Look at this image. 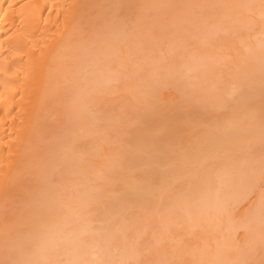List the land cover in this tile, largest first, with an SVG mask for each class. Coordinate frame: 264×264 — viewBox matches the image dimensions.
Wrapping results in <instances>:
<instances>
[{"label": "bare ground", "instance_id": "1", "mask_svg": "<svg viewBox=\"0 0 264 264\" xmlns=\"http://www.w3.org/2000/svg\"><path fill=\"white\" fill-rule=\"evenodd\" d=\"M107 1L0 0V264L4 262H10V264H141L142 261H152L153 264H183V259L187 262L190 256L188 264H261L264 261V194L259 186V170L264 159V153L261 154L264 148L260 147V150L257 147L264 141V0H215L216 3L218 2V6L215 3L218 9L211 5L210 7L213 12L217 10L218 15L214 16L213 12L210 15L217 19L218 23H215L220 24L218 28L213 26L215 23H212V20L206 23L209 27L203 26L202 21H205L207 16L211 18L206 15L210 7L207 3L206 10L209 11L204 16L205 12L202 13V10H205L204 6L197 5L195 2L190 4L194 6L189 5L188 8L192 11L196 5L201 7V10H198L203 14L204 20L202 14L198 12H194L196 16L194 14L191 16L196 18L199 14L200 17L198 16V20L195 19L194 22L198 21L197 23L200 24L199 18H202L203 25L196 27L198 30L192 29L195 26L188 28L190 23L191 25L194 23L193 20L189 21L190 14H187L186 18L190 23L185 20V17H176L177 22L172 21L176 23L172 25V30L174 26L178 29L183 28V25L188 22L184 25L186 31L188 28L193 30L189 32L196 30L197 32L187 33L188 36L180 32L185 30L180 28L178 35L174 34L176 38L172 39L174 36L167 37L168 34L173 35L172 30L169 33L167 32L169 29H166L171 25L165 27L160 22L165 27V33H168L161 34V41L156 38L160 37L158 34L161 31L164 32L159 31V27L153 29L149 26L152 30L158 29V34L153 31L155 36L158 35L155 38L153 34L151 37L148 31L146 36V29L144 31L141 28V34L144 32L145 35L143 34L144 37H142L143 35L139 34L137 38H145V36L149 40L154 38L153 41H147L151 43L148 44L149 46L146 45L147 43L141 45L140 42L144 39H140V42H136L139 41L137 38H135L136 41L133 39L140 27L135 30V34L125 27L128 32L125 33L126 37H133V35L134 37L128 38V41L125 37L124 40L121 29L119 33L123 37L117 35L116 38L120 36L122 44L125 41V48H128V51L124 50L122 44L120 46L117 39L113 40L114 42L110 39V42L104 41V37L108 38L110 33V29H107L108 33H105L109 20L106 19V12L103 10ZM115 1L113 3H116ZM141 1L139 0L140 3ZM143 1L147 8L144 5L136 8L139 9L140 16L143 14L141 18L148 15L145 13L152 12L160 0H150V2L148 0L149 4ZM152 1L154 4L157 3L154 5ZM161 2L158 4L161 7H158L160 10L169 6L167 0H161ZM163 3H165L164 7ZM129 5L132 7L133 3ZM174 5L178 6V4ZM151 6L152 11L147 10L152 8ZM141 7L148 12L142 13L144 9L142 10ZM117 8L118 4H115L111 10H117ZM158 8L155 9L158 11ZM133 12L136 11L133 10ZM157 14L159 16L162 13ZM111 15L114 18L117 14L111 13ZM162 15H160L162 19L168 17L165 13L164 18ZM121 17L118 16L119 21ZM138 17V15L136 18L134 16V19ZM150 18L153 20V16ZM182 18L186 21L183 25ZM134 19L133 24H136ZM178 20L181 22L180 27L177 25ZM112 22L114 20H111L109 24ZM115 23L116 21L111 24L112 27ZM114 31L113 36H115ZM119 33L117 30L116 34ZM107 34L108 36H105ZM192 35L199 39L196 40L194 36L191 37ZM177 38L186 39L190 46H185L188 50L183 44L185 40L183 39L182 43L176 40ZM156 39L157 42H154ZM153 42L158 43L157 48L154 47ZM176 42L178 43L174 46L181 44L183 50L180 47L179 50L175 49L173 43ZM203 42H209V45ZM138 43L144 46L143 49ZM150 45L156 49L152 50ZM149 47L152 52L149 49L148 53H144L143 50ZM194 75L198 77L197 81ZM183 79L185 84L189 80L192 82H187L185 86L182 83ZM184 89L187 93L190 92L188 94L190 99L187 101L183 100L188 98L187 95L184 97L186 94ZM232 102L235 103L232 104ZM183 105L188 111L183 108ZM216 105L227 111L224 114L222 113L224 110H220L219 118L212 111ZM232 105L235 107L231 109ZM195 107L196 112L193 111ZM217 107L214 109L215 113L220 109ZM178 108L185 110L179 109V112H182L181 116L187 118L183 120L184 125L190 123L187 122L190 118L192 124L195 122L196 126L193 125L197 127V131L204 125L200 123H205V127L207 125H212L211 128L216 127V133H214L215 129H212V134L216 136L215 142L208 138L211 147H208L210 144L207 145V149L212 148L213 151L207 153L206 150L207 156L203 153L206 149L204 146L203 149H205L201 152L203 157L196 155L197 152H194L197 157H190L193 150H198L199 145L209 143L205 137L202 139L200 131H196L193 143L191 142L192 146L186 148L187 153L181 150L183 153H179L180 156L175 151L180 156L178 157L181 162L174 164L172 159V161L169 160L171 164L170 162L166 164L178 168L177 173L175 169L174 174L169 173L172 174L170 175L172 178L166 171L169 178L166 173H163L166 179L162 174L159 176L161 180L156 175L154 181H152L153 178H148V183L146 178L149 175L147 177L144 175L143 185L146 186H142L141 183H139L141 187L133 185L131 182L134 179L131 176L127 177L125 172L121 175V160L124 161L122 158L126 157L125 160L127 162L129 160L130 165V162H133L130 159L131 156L136 162L143 154H138L142 151L139 148L142 144L151 151L156 143H161L169 128L164 120H174ZM197 108L202 109L204 113L201 110L198 112ZM188 112L189 118L185 117ZM195 113L198 114L195 115ZM191 115L198 118H193L194 116ZM202 115L207 116L204 118ZM214 117H216L215 120L218 119L217 124ZM157 118L159 123L163 124L161 132L153 135L158 133L154 125ZM177 119L181 121L180 118ZM73 121L76 123L72 124ZM146 122L149 124L147 127L153 128L143 129V131L147 130V136L151 133L148 136L149 139L146 133L145 139L144 132L140 129L141 133L136 128L141 124V128L145 127ZM166 124L168 125L169 122ZM193 125L192 127L189 124L185 125V128L190 126L193 129ZM130 127H132L131 131H135L137 139L132 132L130 135ZM207 127L206 129H209ZM67 128H70L71 134L63 135L68 138L71 136L68 140L61 134L62 130ZM154 130L156 133L153 132ZM80 131L83 133L80 134ZM57 132L60 133L61 138L58 136L60 139L55 142L52 139L55 138L54 134L57 136ZM202 132L205 134V131H201L203 135ZM232 132H235L236 137L240 135L235 144H231V138L234 137ZM47 134H51L50 137ZM118 134H129L132 141L136 139L137 142L133 141L135 147L139 141V147H137L140 151L136 152L138 155L136 153L133 155L134 152L129 148L131 141L129 142L126 138L130 136L124 138L129 143H124V139L122 140ZM116 135L120 140L115 139L111 142ZM191 135L193 137V134ZM73 136L74 139H72ZM152 136H158V140ZM85 137L89 139L85 141L89 142L91 139L89 144L91 142L92 144L89 148H84L85 152L83 150L78 152L79 149L74 147V141H78L77 138H79L82 139V143ZM188 140L187 142H190ZM67 141L73 143L68 144ZM163 141L167 140L164 138ZM201 141L202 144H200ZM176 142L179 141L176 140ZM61 144L73 145L61 146ZM121 145L124 150L130 149V152L124 151ZM180 145L182 148V144ZM255 145L257 147H254ZM126 146L129 149H126ZM165 149L164 152H166ZM254 149H258L259 156ZM123 152L127 153H125L126 156L121 155ZM121 156L124 157L121 158ZM157 157L156 159H160V156ZM60 159L62 160L59 163ZM218 162L222 166L218 167ZM60 165L66 169V180L60 179L63 183L59 182V186L53 185L52 181L59 179L56 171L61 169ZM232 165L240 169L238 172L236 168L237 175L240 173V176H237L238 180L235 172L237 179L235 182V177L232 179L231 176H233L232 171L236 169L233 167V170ZM212 166L214 168H211ZM63 167L60 170L62 172H64ZM159 167L165 169V167ZM67 171L72 174L69 173L71 177L67 178ZM214 171L217 172L214 173ZM114 172L120 173L121 176H114ZM216 173L217 175H214ZM134 174L132 173V177H137L136 181L139 180L140 176L134 177ZM152 175L154 177L155 174ZM213 175L214 178H212ZM188 177L192 178L188 179ZM156 178L159 179L157 184ZM167 178L173 179L171 181L173 185L185 180L183 185L180 186L177 183L178 186L175 185L183 188L176 189L172 185L175 188H170V183L164 182L168 180ZM208 178L211 182L215 180L217 186H213L211 182H205L206 179L209 180ZM187 179L188 182H186ZM160 183L162 186H159ZM49 186L53 190L49 191L52 193L50 197L45 194ZM147 187H149L148 190ZM154 187L160 188L159 192L154 190ZM247 189L251 192L250 196H256L250 197L249 204L247 202L248 205L246 204L244 209L240 210L242 199L250 194ZM247 192H249L248 195H244ZM41 194H45V197L44 195L42 197L45 199H42L44 203L41 202ZM39 202L42 203L40 207L45 204L42 207L44 210L39 208ZM42 211L49 213L48 216ZM35 220L38 221L35 222ZM207 220H209L207 225H211L207 228V233L204 230V234H201L203 227L206 229V222L203 223V221ZM210 220H214L215 224ZM202 224L205 226H202L203 229L200 230L199 226ZM239 230L242 232H238ZM143 241L148 243L147 247L150 251L147 250L145 253L148 254L149 251V255L144 256ZM191 246L189 250L188 247ZM141 248H143L145 260H142ZM194 250H196L195 253ZM192 252L196 254L195 256L201 254L202 257L198 256L196 260L192 258V256L195 257ZM183 253L188 254L189 257ZM184 264L187 263L184 262Z\"/></svg>", "mask_w": 264, "mask_h": 264}, {"label": "rangeland", "instance_id": "2", "mask_svg": "<svg viewBox=\"0 0 264 264\" xmlns=\"http://www.w3.org/2000/svg\"><path fill=\"white\" fill-rule=\"evenodd\" d=\"M113 1H115V0H113ZM113 1H112V0H108V1L106 2V4H105L106 7H105L104 10H103L104 12H106V13H105V17H106L107 20H109V22H111V20H114V22L116 21L115 25H116V24H121V23H122V24L119 25V26L117 25V27H120V28L117 29V27H116L115 25H114V27H112L113 25H111L112 23L114 24V22H112L111 24H109V22H108V24H109V25L107 24L108 27H107V28L104 27V29L106 28L105 33L108 31L107 29H110L109 31H110V33H111V32H112V33H111V34L109 33V37H108V38H105L104 36H103V37H104V41H106V42H107V41L110 42V41H113V40L116 41L115 39H117L118 43H120V46H121V44H122V43H121V42H122V39L120 40L119 37L123 35L124 37H123V36H122V37H123V39L125 40V37H126L125 33H128V32H126L127 29H129V31H131V32L133 31L134 33H133V32H132V33L135 34V30H136V29H139V27H140L139 32H137L138 30L136 31V32H137L136 35H135L136 37H134V35L130 32V33H131V36L133 35V37H134V38H133V37H130V36H129L128 38H130V39H131V38H133V39L137 38L139 34H140V36H141V35H143V34L145 35V33H146V36H147L148 32H150L149 34L151 35V37L154 36V38H155L156 36L160 35V37H159V36L156 37V38H158V40H160V39H161V36H162L161 34H162V33H165V30H164V29H165L166 26H169V24L171 25V27L169 26L168 28H166V29H169L168 31H167V30H166V31L170 33V30H172V28H173L172 25H173V24H174V25L176 24V23H174V22H172V21L177 22V21H176V17H177V18H178V17L181 18V16H182V17H185V18H186V17H188L187 14H190V16H191V14H194V12H196V13L198 12L199 14H202V13L205 12V13H204V16L209 15V17H211V18H207V17H208V16H207L205 19H206V20L208 19V21H206V20H205V21H202V18H199V19H201L202 22H204V23H203L204 25L201 23L200 20H199V21H200V24H202L204 27L207 28V27H209V26H206V23H209L210 20H212V21H211L212 23H213V22L215 23L217 19H216L214 16H217V15H218L217 10H215V12H213V10L211 11V7H210V5H211L212 7L214 6L215 8H217V6H218L217 3H218V2L216 3L215 0H207V1H206V0H191V1H190V0H187V1H186V0H176L174 3H173L174 0H167V1H168L167 4H168L169 6H165V7H166V8H165L164 5H165L166 1H165V3H163V7L165 8V10H164V8H162L161 10L159 9V8H161V7H159V5H158L159 2H161V0H160V1L158 2V4H157L158 6L156 5V6L154 7V10H155V11L153 10L154 12L151 10V9H153V7H152L153 5L151 6L152 8L147 9V10L152 11V12H150L151 14H150L148 11H145V8H147V7H146V4L144 5V3H142L143 0L141 1L142 4L139 2V0H138V1H136V0H133V1H131V0H122V1H121V0H119L120 3H119V1H117V2L115 1L116 3H113ZM123 1H124V2H123ZM125 1H127V2L131 1V3H130V2H129V3H126ZM144 1H145V2H148V0H147V1L144 0ZM144 1H143V2H144ZM154 1H156V0H154ZM154 1H152L153 4H154ZM162 1H163V0H162ZM184 1H185V2H184ZM200 1H201V3H200ZM203 1H204V4H205V5L203 4ZM210 1H211V2H210ZM109 2H111V3H109ZM138 2H139V3H138ZM149 2H150V0H149ZM149 2H148V4H149ZM177 2H178V3H177ZM191 2H192V3H191ZM195 2L197 3V5L201 4L200 6H202V5L204 6L203 8H204L205 10H202V13L199 11V10H201V7H200V6H198V7H200V8H198L197 5L195 6V8L193 7V9H192L193 12L190 11L191 8H188L190 4H195ZM132 3H133L132 7L136 5V6L133 7V8L131 7V5H129V4H132ZM134 3H135V4H134ZM156 3H157V2H156ZM156 3H155V4H156ZM161 3H162V2H161ZM161 3H160V6H162ZM207 3H208V6L210 7V9H209V7L207 6L208 9L211 11V12H210V11L208 10V11H209L208 14H206V12H208V11L206 10V5H207ZM215 3L217 4V6H216ZM109 4H110L111 8H110ZM115 4H116V5L118 4V8H117V10H115V9H116V8H115V9H113V11H112V10H111V9H112V6H113V8H114V7H115ZM121 4H122V5H121ZM137 4H138L139 6H138ZM151 4H152V3H151ZM155 4H154V5H155ZM171 4H172V5H171ZM174 4H178L179 7H178L177 5H174ZM180 4H181V5H180ZM213 4H215V5H213ZM119 5H120V7H119ZM124 5H125V7H124ZM127 5H128V6H127ZM141 5H144V6H145V8H142V7H141L142 10L144 9V10L141 11V12H142V13H143L144 11H145V12H148V13H145V14H148V15H145V17H143V18H141V16H143V14L140 16V14H139L140 12L138 11L139 9H136L137 7L140 8ZM186 5H187V6H186ZM147 6H148V5H147ZM149 6H150V5H149ZM171 6H172L173 8H172ZM175 6H177L178 8L176 7V8H177V9H176ZM190 6H194V5H190ZM116 7H117V6H116ZM126 7H127V8H126ZM158 7H159V8H158ZM181 7H182V9H181ZM184 7H185L186 9H185ZM196 7H197V8H196ZM214 7H213V8H214ZM125 8H126V10H125ZM131 8H132V10L130 11ZM155 8H158V11H157ZM167 8H168V9H167ZM203 8H202V9H203ZM213 8H212V9H213ZM121 9H122V10H121ZM127 9H128V11H129L130 13L127 11ZM175 9H176V10H175ZM188 9H189V10H188ZM198 9H199V10H198ZM217 9H218V8H217ZM110 10H111V11H110ZM119 10H120V11H119ZM133 10L136 11V12H133ZM181 10H182V11H181ZM187 10L190 11V12H188ZM194 10H196V11H194ZM197 10H198V11H197ZM162 11H163V12H162ZM109 12L113 13L114 15L117 14V15H116L117 17L115 16L116 18H115V17L113 18V15H111V13H109ZM120 12H121V13H120ZM124 12L126 13V15H125ZM132 12H133V13H132ZM138 12H139V13H138ZM160 12H161L163 15H164V13H165L166 16L168 15V17L166 18V17L164 16V17H165V18H164L163 15L160 14ZM168 12H169V13H168ZM170 12H172V13H170ZM181 12H182V13H181ZM212 12H213L214 16H213L212 14L210 15V13H212ZM216 12H217V14H216ZM122 13H123V14H122ZM128 13H129V14H128ZM134 13H135V14H134ZM152 13H153V14H152ZM155 13H156V14H155ZM157 13H159L160 15H162V17H163L164 19L160 18V15L158 16ZM179 13H180V14H179ZM183 13H184V14H183ZM219 13H220V12H219ZM109 14H110V18H109ZM132 14H134V15H132ZM136 14L141 18V20H140V18L138 17V19H139L140 21H142V22H140L138 19H134V16H135V18H136V16H137ZM169 14H171V15H169ZM199 14H197V17H196V18H195V17L193 18L192 16H191V17L189 16V19H190V20H189L188 18L185 19L186 21H188V20H189V21L193 20L192 22L194 23V25H191L192 23H190V22L188 21V22L190 23V25H191V27H190V25H189L188 28H192L193 26H195V27L192 28V29H193V30H195V29L198 30V28L200 27V24H198V23H197L198 21H197V22H196V23L198 24V25H197L194 21H195V19L198 18ZM205 14H206V15H205ZM121 15H122V17H121ZM130 15H131V17H130ZM151 15L153 16V20H152V18H150V17H152ZM185 15H186V16H185ZM111 16H112V18H111ZM118 16H119V18L121 17L120 21H119ZM125 16H126V17H125ZM146 16H147V17H146ZM148 16H149V17H148ZM154 16H155V17H154ZM174 16H175V17H174ZM194 16H196V14H194ZM201 16L203 17V14H202ZM127 17H128L129 19H128ZM157 17H159V18H157ZM171 17H172V18H171ZM199 17H200V16H199ZM212 17H213L214 19H212ZM117 18H118V22H117ZM124 18H125V19H124ZM126 18H127L128 20H127ZM130 18H131L132 20H131ZM148 18H150V20H149ZM173 18H174V20H173ZM106 19H105V20H106ZM115 19H116V20H115ZM133 19L136 20V21H135L136 24H133ZM147 19H148V20H147ZM160 19H162V20L160 21ZM121 20H122V22H121ZM129 20H131V21H130V22H126V21H129ZM151 20H152V21H151ZM166 20H167V21H166ZM182 20H184V18L181 19V22H182ZM185 20H184V22H182V23L178 20L179 23H177V25H179V27H180L181 24L183 25V24L186 22ZM197 20H198V19H197ZM203 20H204V17H203ZM137 21H138V22H137ZM154 21H155V23H154ZM157 21H158L159 23H158ZM164 21H165V22H164ZM135 22H134V23H135ZM148 22H151L152 24H150V23H148ZM160 22H161V24H162L163 26H165V27H163V26L160 24ZM188 22H187V23H188ZM106 23H107V21H106ZM125 23H126V25H125ZM130 23L133 24V25H129ZM180 23H181V24H180ZM187 23H186V24H187ZM216 23H218V22H216ZM216 23H215L213 26H215V27H217V28H218V26L220 27V24L217 25ZM137 24H138V27H137ZM145 24H146L147 26H146ZM154 24H158V25L156 26V25H154ZM186 24H184V25H186ZM110 25H111V26H110ZM134 25H136L137 28L134 27ZM153 25H154V26H153ZM184 25H183V28H182V27H180V28H182V30H183V29H185V30L180 31V32L186 33V35L191 34V32H192L193 30L187 28V31H186V27H185ZM104 26H106V24H105ZM109 26H110V28H109ZM127 26H128V27H127ZM129 26H130V27H129ZM149 26L153 27V29H154V27H156V28L159 27V31L163 30L164 32L161 31V33L158 34V33H159V32L157 33V30H158V29L155 28V30H152V28H151V27L149 28ZM187 26H188V25H187ZM115 27H116V28H115ZM125 27L127 28L126 30H125ZM131 27H132V29H131ZM196 27H198V28H196ZM221 27H222V25H221ZM113 28L116 29V30L114 31ZM141 28H142V30H144V31H145V29H146V32H145V33L143 32V34H141V32H142ZM143 28H144V29H143ZM162 28H163V29H162ZM170 28H171V29H170ZM176 28L178 29V27H176ZM176 28H175V26H174V29H175V30H174V29H173V30L176 31V30H177ZM180 28H179V29H180ZM217 28H216V29H217ZM121 29H122V30H121ZM148 29H150V30H148ZM179 29H178L177 32H175V33H174V31L172 30L171 32H172L173 35H170V34H168V33L166 32V33L168 34L167 37L169 36V38H170L171 36H174V34L178 35L177 33H178ZM214 29H215V28H214ZM216 29H215V30H216ZM112 30L115 32V36H113L114 33H113ZM117 30H118V33L122 31V32H121L122 35H121V33L116 34V33H117ZM120 30H121V31H120ZM124 30H125V31H124ZM189 30H192V31L189 32ZM197 30L194 31V32H197ZM215 30H214V31H215ZM223 30H224V26H223ZM103 31H104V30H103ZM147 31H148V32H147ZM153 31L155 32V34H158V35L155 36V34H154ZM214 31H213V32H214ZM152 32H153V33H152ZM194 32H192V33H194ZM198 32H199V31H198ZM107 33H108V32H107ZM166 33H165V35H166ZM183 33H182V34H183ZM187 33H188V34H187ZM211 33H212V32H211ZM152 34H153V36H152ZM180 34H181V33H180ZM180 34H179V35H180ZM197 34H198V33H197ZM117 35H120V36L116 38ZM127 35H129V34H127ZM144 35H143L142 37H144ZM176 35H175V36H176ZM195 35H196V33H195ZM210 35H211V34H210ZM105 36H108V34L105 35ZM146 36H145V38H141V37H140V38H137L139 41H136V39H135V41H136V42H140V39H144L143 42H142V41L140 42V43H142L141 45H143L144 43H147L146 45L151 44L150 42H147V41H151L152 39H150V40H149V39H146ZM175 36L172 37V39H173V38H176ZM180 36H181V35H180ZM188 36H189V35H188ZM193 36H194V35H192L191 37H193ZM114 37H115V38H114ZM184 37H185V36H184ZM194 37H195V36H194ZM120 38H121V37H120ZM128 38L126 37V40H127ZM154 38H153V40H154ZM195 38H196V40L199 39V37L197 38V36H196ZM109 39H110V41H109ZM183 39L185 40L184 43H183V41H184ZM183 39H180V38L178 39V38H177L176 40H178V41L182 42L183 44H185L184 47H185V46L190 47V46H189V43H187L186 39H185V38H183ZM128 40H129V39H128ZM128 40H127V41H128ZM153 40H152V41H153ZM167 40H168V39H167ZM114 41H113V42H114ZM127 41H126V42H127ZM135 41H133L134 44H135ZM144 41H145V42H144ZM160 41H161V40H160ZM129 42H130V41H129ZM154 42H157V39H156ZM154 42H153L154 47L157 48L158 43L155 44ZM158 42H159V41H158ZM180 42H179V43H180ZM177 43H178V42L173 43V46H174V44L176 45ZM186 43H187V45H186ZM203 43L209 45V42H208V43H207V42H203ZM134 44H132V46H133ZM138 44H139V43H138ZM117 45H118V44H117ZM122 45H123V47H124V50H127V49H128V48H125V41L123 42ZM127 45H128V44H127ZM127 45H126V46H127ZM180 45H181V44H180ZM180 45H177V46H178V49H177V46H176V47L174 46L175 49H176V50H179V49L181 48V49L183 50V47H181ZM115 46H116V45H115ZM118 46H119V45H118ZM139 46H140V44H139ZM148 46H149V45H148ZM192 46H193V45H192ZM192 46H191V47H192ZM140 47L142 48V47H144V46H140ZM150 47L152 48V50L156 49V48H153L152 45H150ZM150 47L147 48V49H144L143 52L146 53L147 51H149V49L151 50ZM179 47H180V48H179ZM187 47H185V48H187ZM120 48H121V47H120ZM132 48H133V47H132ZM137 48H138V47H137ZM137 48H136V49H137ZM145 48H146V47H145ZM116 49H117V47H116ZM142 49H143V48H142ZM189 49H190V48H189ZM134 50H135V49H134ZM139 50H140V49H139ZM152 50H151V52H152ZM159 50H160V49H159ZM173 50H174V49H173ZM176 50H174V51H176ZM187 50H188V48H187ZM127 51H128V50H127ZM185 51H186V49H185ZM147 53H148V52H147ZM158 53H159V52H158ZM160 54H161V52H160ZM190 76H191V75H190ZM193 77L195 78V81H197L196 79H197L198 77H196V75H194ZM187 79H188V77L186 78V80H187ZM190 79H191V78H190ZM186 80H185V81H186ZM193 81H194V80H193ZM187 82L189 83V82H192V81L189 80V81H187ZM187 82H186V84H188ZM182 83L186 86V84H185V82H184V79L182 80ZM182 83H181V84H182ZM180 88L182 89L181 86H180ZM186 90H187V89H186ZM184 91H185V89H184ZM183 93H184V92H183ZM185 93H186V94H184V97L187 95L188 98H185L186 100L183 98V100H184V101H187V99H188V100L190 99V98H189V95H188L190 92L188 91V93H187V91H185ZM218 99H220V98H218ZM234 103H235V102H232V104H234ZM181 104H182V103H181ZM215 104H216V103H215ZM194 105L198 106V104H196V103H194ZM233 106L235 107V105H232V106H231V109L234 108ZM212 107H213V106H212ZM216 107H217V105H216ZM216 107H214V109H216ZM180 108H182V107L180 106ZM180 108H178V111H177L178 113L176 114L175 119H174V120L172 119L173 121H172V120H171V121H170V120L168 121V119H165V120L163 119V120L165 121V125H166V126H169V128H167V130H166L167 133H166V135L164 136L165 140H167V141L164 142V141H163L164 138H163V140H162V142H161L162 144L159 143V142L156 143V145L152 144V145L155 146V147L153 146L154 148L152 147V145H151V146L148 145L149 147H152V148H151V149H152L151 151H150V148H148V147L145 145V146L147 147V148H146V147L144 146V144H142L143 147H141L142 145L139 147V145H138L139 141H138V143H136V147L138 146V147L140 148V150H142V151H140L138 147H137V149H134V148H136V147L133 146V145L135 144V143L133 144V141H135V140L137 139V135H136V133L134 134V132H135L134 130L131 131V128H132L133 126L130 127V130H129L130 132H129V133H130V135H132L131 132L133 133L134 138H136L135 140L132 141L131 136H130L129 134H128V135L130 136V138L128 137V135H125V134H124V135H123V134H118L119 137L121 136L120 138H121L122 140H123L124 138L128 137V138H126V139H127V140L129 139L128 141H129V142H130V141L132 142V144H131V142L129 143V142H128L127 140H125V139L123 140L124 143H129V144L133 147V148H131V146L128 144V145L130 146L129 148L132 149L131 151L134 152L133 155H135V153L138 152V150L140 151V152H138V154H139V153H143L141 156L139 155V156H140V157H139V160H140V161H139V160H136V162H134V160H132L133 157L131 156L130 159H131V161H133V162H130V165H129V163H128L129 160H128V162H127V160H125L126 157H125V158H122V157L126 156V154H127L126 152H128L130 149L127 148L128 146H126V149H129V150H124V147L121 145L122 148H123V150L126 151V152H123V153L121 154V155H124V156H121V158H122L124 161L121 160V162H122V165H121L122 170H121V171H122V172H121V171H120V172H121V175H122L123 172H125V174H127V175H126L127 177H128V175L131 176V178L134 179V180H133L134 182H133L132 179H131V181H132L131 183H133V185L140 186L139 183H141L142 186H146L145 184L143 185V181H145V180H144L142 177H144V175H145L146 177H147V175H149V176L146 178V179L148 180V181H146V182L149 183V179H150V177H151V179L153 178L152 181H154L155 177L158 176L157 178H159V176H160L161 174L163 175V178H165V177H164L165 175H164L163 173H166V176H167V177H168V174L171 173V172H173V174H174V171H173L174 169H175V172L177 173L178 168H175L174 166L172 167V165H166V164H169V162H170L169 160L172 161V159H173L172 162H173L174 164H176V163H178V162H179V163L181 162V160H180V158H179V157L181 156L180 154H182L183 152L187 153V152H186V151H187L186 148H187V147L190 148L191 142L193 141V138H194V136L196 135L195 132L197 131V127H195L196 125L194 124V123H195L194 120H193V122H194L193 124H194L195 126H194V125L191 123V121H190V118H189V116H190V115H189V112H188V114L185 115V117L188 116L189 120H187V122H188V121L190 122V123H188L190 126H191V125L194 126V128H193L194 131H193V129L190 128V126H189V127L187 126V127L185 128V125H188V124H185V125H184L183 120H184V119H187V118H183V116H181V115H182V112H181V111L184 110V109L187 110V108H186V107L184 108V105H183V108H184V109H180ZM210 108H211V107H210ZM217 108H220V107H217ZM179 109L181 110L180 112H179ZM194 109H195V110H193V111L196 112V107H195ZM197 109H198V112L201 110V111L204 113V111H203L202 109H200V108H197ZM214 109H212V111H214V113H213V112H212V113L215 114V115H217L218 117H217V116H216V117L219 118V114L221 113V111H222L223 108H220V109H219V111L221 110L220 112L217 110L219 113H218V112L215 113L216 110H214ZM185 110H184V111H185ZM223 110H224V109H223ZM187 111H188V110H187ZM187 111H186V112H187ZM202 112H201V113H202ZM226 112H227L226 109H225L224 111H222V113H224V114H225ZM183 113H184V112H183ZM192 113H193V112H192ZM210 113H211V111H210ZM184 114H185V113H184ZM184 114H183V115H184ZM196 114H198V113H195V115H196ZM204 115H205V114H204ZM207 115H209V113H208ZM207 115H206V116H207ZM215 115H214V116H215ZM191 116L193 117L194 115H191ZM202 116H203V115H202ZM206 116H205V117H206ZM220 116H221V115H220ZM195 117H197V116H194L193 118H195ZM200 117H201V116H200ZM203 117H204V116H203ZM205 117H204V118H205ZM216 117H214L215 124H217V122H218V119L215 120ZM223 117H224V116H223ZM177 118H180L181 121H179ZM197 118H198V117H197ZM201 118H202V117H201ZM201 118H199V120H200ZM209 118H210V115H209ZM221 118H222V117H221ZM224 118H225V117H224ZM161 119H162V118H161ZM191 119H192V118H191ZM222 119H223V118H222ZM222 119H221V120H222ZM199 120H195V121L198 122ZM229 120H230V119H229ZM174 121H175V122H174ZM184 121H185V120H184ZM216 121H217V122H216ZM219 121H220V120H219ZM168 122H169V124L167 125L166 123H168ZM182 122H183V123H182ZM75 123H76V121H73V122H72V124H75ZM209 123H211V122H209ZM209 123H207V124H209ZM143 124H144V123H143ZM145 124H146L145 127L143 126V127L141 128V126H142V124H141L140 126H136V128L139 129V131H140V129L143 131V129L152 128V127H147V126H149L148 122H146ZM162 124H163V123H159V120H158V118H157V120H156V122H155L154 125L157 127V130H158L157 132H158V133H156V131L154 130L153 132H155L156 134H153V133H152L153 135H157V134H159V133L161 132ZM200 124H201V125H202V124L205 125V123H200ZM211 124H212V123H211ZM198 125H199V124H198ZM204 125H203V126H204ZM78 126H79V125H78ZM199 126H200V125H199ZM203 126H201V127L198 129L197 132L200 131V135L203 137L202 139H204V137H205V140L209 138V139H211V140L213 141V143H214V142H215V139H216V138H215L216 136L214 137V135L212 134V133H213V132H212V129H213V130L215 129L214 133H216V127L211 128L212 125H209V126L207 125V126L209 127V129L211 128L210 131H208L209 129H206L207 126H206V127H205V126L203 127ZM210 126H211V127H210ZM213 126H214V125H213ZM158 127H159V128H158ZM171 127H172V128H171ZM191 127H192V126H191ZM208 127H207V128H208ZM76 128H77V126H76ZM133 128H134V127H133ZM173 128H175V129H173ZM183 128H185V130H186V131L184 130L185 132L183 131ZM189 128H190V129H189ZM195 128H196V129H195ZM202 128H203V129H202ZM137 129H136V130H137ZM152 129H153V128H152ZM201 129H202L203 131H205V134H207V135H205L203 132H202V133H203V135H202V134H201V131H202ZM204 129H205V130H204ZM170 130H171V131H170ZM189 130H190L191 133L189 132ZM191 130H192L193 132H192ZM206 130H207V133H206ZM142 131H140V132L142 133ZM148 131H149V130H148ZM60 132H61V131H60ZM78 132H79V131H78ZM143 132H144L143 135L145 136V133L147 132V130H146V131L144 130ZM151 132H152V131H151ZM183 132H184V133H183ZM209 132H210V133H209ZM51 133H53V132H51ZM54 133H55V132H54ZM66 133L71 134L70 128L63 129L61 134H62V135H63V134H64V135H67ZM81 133H83V131H82V132L80 131V134H81ZM168 133H169V134H168ZM185 133H187V135H186ZM188 133H189V135H188ZM194 133H195V135H194ZM232 133H233L232 136H234V137H233V139L231 138V142H232L231 144H233V143L235 144V143H236V140H238V137H239L240 135H239L238 137H236L237 135L235 134V132H232ZM56 134H57V136L54 134V137H55V138L52 139V140H54L55 142L58 141V139L61 138V137H60V133L58 134V132H57ZM138 134H139V132H138ZM149 134H151V133H148V136H149ZM171 134H172V135H171ZM191 134H193V137H192ZM209 134H210V135H209ZM234 134H235V135H234ZM50 135H51V134H49V135L47 134V136H49V137H50ZM62 135H61V136H62ZM64 135H63V136H64ZM84 135H85V134H84ZM122 135H123L124 137H122ZM198 135H199V134H198ZM208 135H209V136H208ZM211 135H212V136H211ZM52 136H53V134H52ZM52 136H51V138H52ZM58 136H59L60 138H58ZM63 136H62V138H63ZM68 136H70V135H68ZM85 136H86V135H85ZM133 136H132V138H133ZM144 136H143V137H144ZM146 136H147V133H146ZM146 136H145V139H146ZM148 136H147V137H148ZM185 136H187L189 140L187 139V137L185 138ZM206 136H208V137H206ZM70 137H71V136H70ZM70 137H69V138H70ZM138 137H139V136H138ZM152 137H153V136H152ZM154 137H155V138H154ZM154 137H153L154 139H157L158 136H154ZM190 137H192L191 140H190ZM196 137H197V136H196ZM213 137H214V138H213ZM235 137H236V139H235ZM64 138H66L67 140L69 139L67 136H64ZM64 138H63V139H64ZM86 138H87V137L84 138V141H82V143H81V140H82V139L80 140L79 138H77L78 141H74V142H75V143H74V147L79 149L78 152H79L80 150H83V152H85L84 148H87V147L89 148V146L92 144V142H91V144H89V142L91 141V139H90L89 142H86V141L89 140V139H86ZM120 138H117V135H116V137H115L114 139H112L111 142H113L115 139H119V140H120ZM134 138H133V139H134ZM72 139H74V136H73ZM85 139H86V141H85ZM145 139H144V142H145ZM147 139H149V137H148ZM151 139H152V138H151ZM185 139H186V140H185ZM209 139H208V141H209L208 144H205V143H204V145H199L198 150H199L200 154H199L198 150H193L191 156H190V155H189V156H190V157H193V158H194V157H197V156H196L197 154H198L199 156H202L201 152H203L205 148H206V149H205V151H204L203 153H205L206 150H207V153L210 152V151H213L212 148H211V149L208 148L209 150L207 149V145L210 144V140H209ZM139 140H140V139H139ZM141 140H142V136H141ZM152 140H153V139H152ZM157 140H158V139H157ZM159 140H160V139H159ZM176 140L179 141V142H176ZM182 140H183V141H182ZM187 140L190 141V142H187ZM195 140H196V138H195ZM234 140H235V142H234ZM150 141H151V140H150ZM153 141H154V140H153ZM202 141H203V140H202ZM202 141H201L200 144L203 143ZM206 141H207V140H206ZM208 141H207V142H208ZM67 142H68V144H69L70 141H67ZM67 142H66V143H67ZM71 142H72V141H71ZM71 142H70V143H71ZM135 142H137V140H136ZM140 142H141V141H140ZM155 142H156V141H155ZM167 142H168V143H167ZM260 142H261V141H260ZM60 143H61V142H60ZM72 143H73V142H72ZM122 143H123V142H121V144H122ZM142 143H143V142H142ZM145 143H147V142H145ZM163 143H164L165 145H164ZM192 143H193V142H192ZM211 143H212V142H211ZM257 143H259L258 140H257ZM68 144H64V145L67 146ZM149 144H150V143H149ZM157 144H158V145H157ZM159 144H160V145H159ZM168 144H169V146H168ZM176 144H177V145H176ZM178 144H179V145H178ZM180 144H182V148L180 147V146H181ZM259 144H260V143H259ZM263 144H264V141H263L262 145H258L259 147H257V145H255L254 147H257L258 149H260V147H261V149H263V148H264V145H263ZM64 145L61 144V146H64ZM71 145H73V144H70V145H68V146H71ZM126 145H127V144H126ZM161 145H162V146H161ZM163 145H164V146H163ZM84 146H85V147H84ZM124 146H125V145H124ZM157 146H158V147H157ZM172 146H173V147H172ZM191 146H192V145H191ZM204 146H206V147L203 149ZM232 146H233V145H232ZM262 146H263V147H262ZM164 147H165L168 151H167ZM168 147H169V148H168ZM177 147H178V148H177ZM208 147H211V144H210ZM213 147H214V146H213ZM141 148H142V149H141ZM156 148H157V149H158V148H161V149H158V150H157ZM179 148H180V149H179ZM133 149H134V150H133ZM144 149H145V151H144ZM146 149H147V150H146ZM164 149H165V151H166L167 153L164 152ZM169 149H171V150H169ZM178 149H179V150H178ZM213 149H214V148H213ZM255 149H256V148H255ZM255 149H254V150H255ZM258 149L255 150V151H256V155L259 156V155H260V154H259L260 152L258 151ZM261 149H260V150H261ZM73 150H74V149H73ZM73 150H72V151H73ZM135 150H136V151H135ZM148 150H149L150 152H149ZM156 150H157V152H156ZM181 150H184V151L181 152ZM214 150H215V149H214ZM233 150H234V148H233ZM143 151H144V152H143ZM154 151H155V152H154ZM175 151H176L178 154L180 153V154H179L180 156L177 155ZM118 152H119V150H118ZM129 152H130V151H129ZM151 152H152V153H151ZM161 152H162V153H161ZM170 152H171V153H170ZM172 152H175V153L172 154ZM194 152H197L196 155H194V154H195ZM228 152H230V151H229V148H228ZM234 152H236V151H234ZM258 152H259V153H258ZM69 153H70V152H69ZM71 153H72V152H71ZM71 153H70V154H71ZM75 153H76V152H75ZM125 153H126V154H125ZM146 153H147L148 155H147ZM149 153H151V154H149ZM154 153H155L156 155H154ZM164 153H165L166 155H165ZM207 153H205V154L207 155ZM210 153H211V152H210ZM236 153H237V152H236ZM257 153H258V154H257ZM263 153H264V151H262L261 154H263ZM60 154L63 155L62 153H60ZM73 154H74V152H73ZM138 154L136 153V155H138ZM145 154H146V156H145ZM162 154H163V155H162ZM168 154H169V155H168ZM220 154H221V153H220ZM234 154H235V153H234ZM61 155H59V156H61ZM149 155H151V156H149ZM175 155H176V156H175ZM252 155H254V154H252ZM59 156H58V159H59ZM72 156H75V155H72ZM142 156H143V157L145 156V157L143 158ZM147 156H148V157H147ZM157 156H158V157L160 156V157H159L160 159H156ZM169 156H170V157H169ZM172 156H173V157L175 156V157L172 158ZM178 156H179V157H178ZM207 156H208V155H207ZM207 156H205V157H207ZM141 157H142L145 161H143V159H142ZM152 157H153V158H152ZM158 157H157V158H158ZM168 157H169V158H168ZM202 157H203V156H202ZM60 158H61V157H60ZM140 158H141V159H140ZM148 158H151V159L153 160V162H152V160H150V159H148ZM163 158H164V160H163ZM166 158H167V159H166ZM175 158H177V159L175 160ZM146 159H147V160H146ZM165 159H166L167 161H166ZM61 160H62V159L58 160V162L61 161ZM154 160H155V161H154ZM160 160H161V161H160ZM125 161H126V162H125ZM141 161H143V162H141ZM150 161H151V162H150ZM163 161H164V162H163ZM165 161H166L167 163H166ZM124 162H125V163H124ZM154 162H155V163H154ZM59 163H60V162H59ZM127 163H128V164H127ZM136 163H137V164H136ZM141 163H142V164H141ZM153 163H154V164H153ZM163 163H164V164H163ZM160 164H161V165H160ZM170 164H171V162H170ZM206 164H207V163H206ZM123 165H124V166H123ZM125 165H126V166H125ZM128 165H129V168H127ZM147 165H148V167H147ZM155 165H156V166H157V165L162 166L163 168H164L165 165H166L167 168L165 167V169H162L161 167H159V166L156 167ZM214 165H215V164H214ZM219 165H221V163L218 162V165H217V166L219 167ZM60 166L63 167V165H60ZM60 166H59V167H60ZM149 166H150V167H149ZM170 166H171V168H170ZM210 166H211V165H210ZM217 166L215 165V167H217ZM221 166H222V165H221ZM59 167H58V169H59ZM62 167H60V168L62 169ZM130 167H132V169H131ZM231 167L233 168V167H235V165H234V166L232 165ZM149 168H150V170H149ZM152 168H153V169H152ZM169 168H170V170H169ZM172 168H173V169H172ZM211 168H214V166H212ZM236 168H237V167H235V169H236ZM61 169H60V170H61ZM63 169H64V172H62V171H60V170H59L58 172L56 171L57 177H58L59 179L57 180V179L55 178L57 182H56V181H52V183L54 182L53 185H58V186H59V182H62V183H63L62 180H66V179H65V176H66V174H65L66 171H65V170H66V169H65L64 167H63ZM160 169H161V170H160ZM209 169H210V168H209ZM237 169H238V168H237ZM237 169L234 170V168H233L234 171H232V172H233V176H231L232 179H233V177H235V175H236V177H237L238 175L240 176V173L237 175V173L239 172L240 169H238V172H236ZM144 170H145V171H144ZM146 170H148V171L146 172ZM168 170H169L170 172H169ZM219 170H220V168H219ZM114 171H115V170H114ZM143 171H144V173H143ZM162 171H163V172H162ZM166 171L168 172V174H167ZM205 171H206V170H205ZM210 171H211V170H210ZM242 171H243V170H242ZM61 172H62V173H61ZM118 172H119V171H118ZM215 172H217V171H214V173H215ZM235 172H236V174H235ZM69 173H70V172H69ZM69 173H68V171H67V175H68L67 178H68V177H71V175H72L71 173H70L71 175H70ZM114 173H115V172H114ZM132 173H133V174H134V173L136 174V175L134 174V177L137 176V175L140 176V179L136 181L135 178H137V177L133 178V177H132ZM145 173H146V174H145ZM151 173H152V174H155L154 177H153V175H152ZM157 173H158V174H157ZM212 173H213V172H212ZM241 173H242V172H241ZM243 173H244V172H243ZM119 174H120V173L117 174V172H116L114 176L118 175V176L120 177L121 175H119ZM123 174H124V173H123ZM218 174H219V173H218ZM231 174H232V173H231ZM234 174H235V175H234ZM151 175H152V176H151ZM156 175H157V176H156ZM170 175H172V174H169V177H170ZM210 175H212V174H210ZM214 175H217V173L214 174ZM214 175H213L212 178L215 177ZM59 176H62V177H64V178H61V177H59ZM123 176H124V175H123ZM190 176H191V175H190ZM205 176H206V174H205ZM205 176H204V177H205ZM116 177H117V176H116ZM124 177H125V176H124ZM124 177H123V178H124ZM169 177H168V178H169ZM208 177H209V176H208ZM236 177H235L234 179H236ZM242 177H243V175H242ZM242 177H241V178H242ZM121 178H122V177H121ZM144 178H145V177H144ZM148 178H149V179H148ZM157 178H156V182H155L156 184H157V182H159L158 180L160 179V178H159V179H157ZM163 178H162V179H163ZM168 178H167V179H168ZM170 178H172V177H170ZM189 178H192V177H188V179H189ZM205 178H207V177H205ZM53 179H54V177H53ZM60 179H62V180H60ZM165 179H166V178H165ZM188 179H187L186 182H188ZM208 179H209V180L207 181V179H206L205 182L210 183V182H211V181H210V178H208ZM237 179L239 180L238 177H237ZM237 179L234 180V182L237 181ZM160 180H161V179H160ZM172 180H173V179H168V180H164V182L168 181V182L170 183V184L168 183V184L170 185V188H171L172 186L177 185V184L179 183V182H176L177 184L175 183V184L173 185V184H171V183H172V182H171ZM178 180H179V179H178ZM190 180H191V179H190ZM128 181H130V180L128 179ZM140 181H142V182H140ZM174 181H176V180H174ZM174 181H173V182H174ZM179 181H180V180H179ZM184 181H185V180H184ZM184 181L182 180V181H180V182H182V183L184 184ZM135 182H136V183H135ZM161 182H163V181H161ZM52 183H51V185H52ZM134 183H135V184H134ZM137 183H138V184H137ZM153 183H154V182H153ZM166 183H167V182H166ZM166 183H165V185H166ZM182 183H180V184H178V185L181 186ZM208 183H207V184H208ZM211 183H213L212 185L214 186V185H215V180H213ZM259 183H260V182H259ZM259 183H258V184H259ZM160 184H161V185H159V186H162V183H160ZM183 184H182V185H183ZM148 185L151 186L150 184H148ZM148 185H147V186H148ZM169 185H166V186L169 187ZM171 185H172V186H171ZM178 185H177V186H178ZM208 185H209V184H208ZM208 185H207V188H208ZM47 186H48V185H47ZM157 186H158V185H157ZM157 186H156V187H157ZM166 186H165V187H166ZM205 186H206V184H205ZM209 186L212 187L211 184H210ZM215 186H217V185H215ZM259 186H260V185H259ZM259 186H258V187H259ZM140 187H141V186H140ZM151 187H152V186H151ZM151 187H150V188H151ZM156 187H154L153 189L159 192V189H160V188H159V189H158V188L155 189ZM163 187H164V185H163ZM168 187H166V188H168ZM175 187H176V186H175ZM175 187H172V188H175ZM256 187H257V186H256ZM48 188H49V189H48L47 193H45L46 196H49V195L52 194L51 192H49L50 190L53 191V190L50 188V186H49ZM142 188H143V187H142ZM148 188H149V187H147V190H148ZM166 188H163V189H166ZM177 188L182 189L183 187H176V189H177ZM205 188H206V187H205ZM207 188H206V190H208ZM214 188H215V187H214ZM214 188H213V189H214ZM216 188H217V187H216ZM37 189H38V188H37ZM168 189H169V188H168ZM176 189H175V190H176ZM151 190H152V189H151ZM154 190H153V191H154ZM247 190H248V189H247ZM251 190H252V189H251ZM256 190L259 191L258 188H256ZM35 191H36V189H35ZM161 191H163L162 188H161ZM165 191H166V190H165ZM177 191H178V190H177ZM248 191H249V190H248ZM257 191H255V192L257 193ZM36 192L38 193V190H37ZM249 192H250V191H249ZM249 192H247V193L244 194V195H248ZM255 192H254V193H255ZM40 193H41V192H40ZM256 193H255V194H256ZM45 194H43L44 197H45ZM38 195H39V193H38ZM41 195H42V194H41ZM43 195H42L41 198H40L42 203H44V201H42V199H44V198H42ZM250 195H251V192H250L249 196H245V197L243 196L244 198H243L242 200H243V202H244L245 204L243 205V202H242L241 205H240V207L238 206L239 209L242 208V209H240V210H243V209H244V206L247 204V202H248L249 200H251V198H254V197L256 196V195H255V196L252 197V196H250ZM39 196H40V195H39ZM49 197H50V196H49ZM248 197H249V198L251 197V198L249 199ZM245 198H248V199H245ZM44 200H45V199H44ZM245 200H246V201H245ZM250 202H251V201H250ZM42 203L39 202V208H42V207L45 205V204H44L42 207H40V205H41ZM248 204H249V202H248ZM248 204H247V205H248ZM242 205H243V206H242ZM238 207H237V209H238ZM44 208H45V207H44ZM233 208H235V207L233 206ZM42 209H43V208H42ZM42 209H41V210H42ZM239 209H238V210H239ZM43 210H44V209H43ZM50 210H52V209H50ZM232 210H234V209H232ZM240 210H239V211H240ZM46 212H47V209H46ZM46 212L43 213V211H42L43 214H46V216H48L49 213H46ZM48 212H50V211H48ZM40 214H41V213H40ZM43 214H41V215H43ZM41 215H39V216H41ZM44 216H45V215H44ZM44 216H43V217H44ZM38 218H39V217H38ZM40 219H41V217H40ZM38 220H39V219H38ZM38 220H35V222L38 221ZM45 220H47V218H46ZM40 221H42V220H40ZM208 221H209V220H207V221H203V223L206 222V223H205V225H206V229H205V227H203L204 229L201 228L202 226H205L204 224H202L201 226H199V227H200V230L203 229L202 232H200L201 234H202V233L204 234V232L207 233V228L211 225L210 223H208V224H210V225H207V222H208ZM210 221H212V220H210ZM43 222H44V218H43ZM201 222H202V221H201ZM212 222H214L213 224H215V221H214V220H213ZM216 222L218 223V221H216ZM33 224H34V223H33ZM199 224H200V223H199ZM199 224H198V225H199ZM34 225H35V224H34ZM235 225H236V224H235ZM211 227H212V226H211ZM198 229H199V228H198ZM204 230H205V231H204ZM197 231H198V230H197ZM203 231H204V232H203ZM208 231H209V230H208ZM238 232H242V230H239ZM208 234H209V232H208ZM238 234H239V233H238ZM205 235H206V234H205ZM202 236H203V235H202ZM144 240H145V239H144ZM145 241L147 242L148 240L146 239ZM145 241H143V242H144V246H145V247H144V251L142 250L143 248H141V252H140V253H142V254H141V255H142V256H141V257H142V260H145V259H144V258H145L144 256H145V255H149V251H150V249H148L149 247H147L148 243H145ZM195 246H196V245H195ZM142 247H143V246H142ZM146 247H147V249H146ZM189 248H192V246H191V247H188V249H189ZM195 248H196V247H195ZM147 250H149V251H148V254L145 253V251H147ZM189 250H190V249H189ZM142 251L144 252V256H143V252H142ZM192 251H193V250H192ZM195 251H196V250H194V253H195ZM197 251H198V250H197ZM198 252H199V251H198ZM198 252H197V253H198ZM140 253H139V254H140ZM186 253H187V252H186ZM186 253H183V254L186 255ZM190 253H191V252H190ZM192 253H193V252H192ZM194 253H193V255L195 256L196 254H194ZM198 254H200V253H198ZM185 255H182V256L185 257ZM190 255H192V254H190ZM186 256H188V254H187ZM198 256H199V258H200V256L202 257V255L200 254V255H197V256H195V257L192 256V258H196V260H197V257H198ZM143 257H144V258H143ZM188 257H189V256H188ZM190 257H191V256H190ZM190 257H189V258H190ZM139 258H140V255H139ZM189 258H187L188 261H189ZM199 258H198V259H199ZM182 259H183V258H182ZM185 260H186V259H185ZM185 260L183 259V261H184L185 263L188 264V261L186 262ZM139 261H141V259H140ZM170 262H171V260H170ZM172 262H173V261H172ZM184 262H183V264H184ZM174 263H175V261H174ZM190 263H191V262H190ZM170 264H172V263H170Z\"/></svg>", "mask_w": 264, "mask_h": 264}, {"label": "snow or ice", "instance_id": "3", "mask_svg": "<svg viewBox=\"0 0 264 264\" xmlns=\"http://www.w3.org/2000/svg\"><path fill=\"white\" fill-rule=\"evenodd\" d=\"M259 181H260V187L262 194H264V159H262L261 167L259 170ZM4 264H10V262H4ZM141 264H153L152 261H142ZM261 264H264V261L261 262Z\"/></svg>", "mask_w": 264, "mask_h": 264}]
</instances>
